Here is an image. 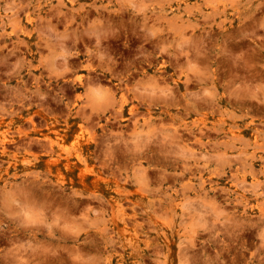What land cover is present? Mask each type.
<instances>
[{
    "label": "rangeland",
    "instance_id": "374dc122",
    "mask_svg": "<svg viewBox=\"0 0 264 264\" xmlns=\"http://www.w3.org/2000/svg\"><path fill=\"white\" fill-rule=\"evenodd\" d=\"M0 264H264V0H0Z\"/></svg>",
    "mask_w": 264,
    "mask_h": 264
},
{
    "label": "bare ground",
    "instance_id": "6f19581e",
    "mask_svg": "<svg viewBox=\"0 0 264 264\" xmlns=\"http://www.w3.org/2000/svg\"><path fill=\"white\" fill-rule=\"evenodd\" d=\"M102 27V26H101ZM94 29V28H93ZM98 30H99V26H98ZM103 36V35H102ZM38 95V94H37ZM110 97V96H109ZM91 99V98H90ZM89 102V101H88ZM68 104V103H67ZM122 107V106H121ZM130 109V108H129ZM49 111V110H48ZM133 111H135V110H133ZM132 111V112H133ZM75 112V111H74ZM77 112H79V111H77ZM131 112V113H132ZM136 112V111H135ZM120 113V112H119ZM83 114V113H82ZM85 114V113H84ZM133 114V113H132ZM77 115H78V113H77ZM132 116V115H131ZM88 119V118H87ZM89 120H92V119H90V117H89ZM56 122V121H55ZM93 122V121H92ZM94 123V122H93ZM89 124V123H88ZM109 126V125H108ZM119 131V130H118ZM122 132V131H121ZM191 133V132H190ZM118 136V135H117ZM98 138V137H97ZM7 139V138H6ZM46 139V138H45ZM49 138H47L46 140H48ZM56 139H57V143H58V145L60 146V147H63V145H64V140H63V137H59V136H57L56 137ZM108 139H109V137H108ZM10 140V139H9ZM42 140V139H41ZM98 140H100V139H98ZM4 141V140H3ZM53 142V144H54V141H55V137L53 138V140H52ZM114 144V143H113ZM3 145H4V143H3ZM55 145V144H54ZM5 146V145H4ZM110 146H112L111 144H110ZM3 147V146H2ZM46 147V146H45ZM97 147V146H96ZM48 148V147H47ZM66 148L64 147V149H62L61 148V150L63 151V150H65ZM112 149H113V147H112ZM97 150V149H96ZM108 150V149H107ZM52 151V150H51ZM76 151V150H75ZM63 152H65V151H63ZM115 154V153H114ZM136 154V153H135ZM74 155V154H73ZM133 155V154H132ZM139 155V154H138ZM82 156V161H83V163L85 162V163H87V162H89L91 159H92V156H87V154H85L84 153V151H82V150H80V153L78 154V159L80 160V157ZM76 157V156H75ZM77 160V159H76ZM78 161V160H77ZM111 161V160H110ZM110 161H107V163L108 162H110ZM112 162V161H111ZM106 164V163H105ZM109 164V163H108ZM85 170V169H84ZM81 174H82V172H81ZM81 178V176H79V179ZM57 181L58 182H60V183H62L63 181H61V179L60 178H57ZM81 184L83 185V182L81 181ZM84 186V185H83ZM60 187V186H59ZM73 194H74V196H76V197H78L79 196V198H80V196L82 195L80 192H77V191H75V192H73ZM99 194V193H98ZM94 195V194H93ZM96 195V194H95ZM81 198H82V196H81ZM86 198V197H85ZM91 198V197H90ZM59 199V198H58ZM101 199V198H100ZM47 200H49V199H47ZM77 201V200H76ZM84 201H86V203H87V199L85 200L84 199ZM58 203V202H57ZM85 203V202H84ZM83 202H82V204H84ZM89 203V202H88ZM93 203V202H92ZM91 203V204H92ZM55 204V203H54ZM59 204V203H58ZM57 205V204H56ZM68 205V204H67ZM81 205V204H80ZM115 205H117V204H115ZM82 206V205H81ZM78 207H80V206H78ZM78 207L76 208V209H78ZM65 208V207H64ZM63 208V209H64ZM62 210V209H61ZM71 212V211H70Z\"/></svg>",
    "mask_w": 264,
    "mask_h": 264
}]
</instances>
